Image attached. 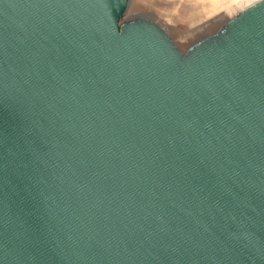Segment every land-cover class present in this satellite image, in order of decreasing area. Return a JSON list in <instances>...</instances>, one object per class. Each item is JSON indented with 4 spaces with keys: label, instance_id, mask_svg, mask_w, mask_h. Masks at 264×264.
<instances>
[{
    "label": "water",
    "instance_id": "95a60500",
    "mask_svg": "<svg viewBox=\"0 0 264 264\" xmlns=\"http://www.w3.org/2000/svg\"><path fill=\"white\" fill-rule=\"evenodd\" d=\"M129 1L0 0V264H264V0Z\"/></svg>",
    "mask_w": 264,
    "mask_h": 264
},
{
    "label": "rangeland",
    "instance_id": "374dc122",
    "mask_svg": "<svg viewBox=\"0 0 264 264\" xmlns=\"http://www.w3.org/2000/svg\"><path fill=\"white\" fill-rule=\"evenodd\" d=\"M251 1L218 0L221 7L215 11L212 7L215 0H130L125 18L142 15L155 21L179 48L185 49L194 40L217 29Z\"/></svg>",
    "mask_w": 264,
    "mask_h": 264
},
{
    "label": "bare ground",
    "instance_id": "6f19581e",
    "mask_svg": "<svg viewBox=\"0 0 264 264\" xmlns=\"http://www.w3.org/2000/svg\"><path fill=\"white\" fill-rule=\"evenodd\" d=\"M216 1V3L214 4V6H212L213 8H215V9H213V10H217L218 9V7L220 6V3L218 4V0H215ZM220 2H221V0H220ZM221 7V6H220ZM220 9H218V11H219ZM214 14V13H213ZM125 16H126V12H125V14L123 15V18H125ZM166 26H167V28L169 27L167 24H166Z\"/></svg>",
    "mask_w": 264,
    "mask_h": 264
}]
</instances>
